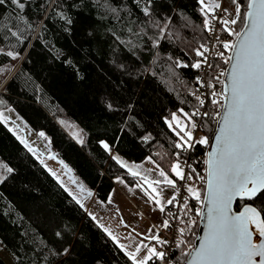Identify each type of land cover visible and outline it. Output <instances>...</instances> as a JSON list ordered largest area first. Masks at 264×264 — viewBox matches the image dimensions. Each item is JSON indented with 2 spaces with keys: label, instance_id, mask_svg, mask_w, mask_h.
Instances as JSON below:
<instances>
[{
  "label": "trees",
  "instance_id": "16d2710c",
  "mask_svg": "<svg viewBox=\"0 0 264 264\" xmlns=\"http://www.w3.org/2000/svg\"><path fill=\"white\" fill-rule=\"evenodd\" d=\"M240 2L244 13L247 0ZM107 3L117 8L118 17L106 10L105 0H30L24 12L10 3L0 6V67L18 60L0 92V110L14 109L43 133L102 203L114 180H135L113 155L135 163L151 158L168 174L176 164L181 148L175 147L178 138L166 121L172 113L195 119L200 74L191 65L200 58L195 50L203 52L207 41L199 0H153L151 11L161 25L171 17L163 31L147 23L143 0L140 7L133 0ZM242 26L237 21L239 31ZM9 27L20 39L6 33ZM177 60L189 67L176 66ZM64 124L80 127L83 143L75 142ZM214 130L210 118L204 121L209 143ZM207 147L197 144L191 160L206 157ZM0 160L13 169L0 182V252L9 259L0 256V264H132L1 120ZM257 200L264 202V192ZM244 203L253 202L238 201L235 210ZM198 220L189 200L183 235L179 231L183 243L173 255L180 264L186 259L183 251L193 248ZM65 248L68 255L54 254Z\"/></svg>",
  "mask_w": 264,
  "mask_h": 264
},
{
  "label": "snow or ice",
  "instance_id": "6c2138e0",
  "mask_svg": "<svg viewBox=\"0 0 264 264\" xmlns=\"http://www.w3.org/2000/svg\"><path fill=\"white\" fill-rule=\"evenodd\" d=\"M28 2L30 0H0V6L10 3L19 12H24ZM93 2L98 3L99 0H93ZM133 2L140 7L142 0H133ZM143 3L144 6L140 10L145 17L149 18L147 23L163 31L168 23H171V17H165V23L161 25L151 11L153 0H143ZM199 3L203 6L205 0H199ZM231 4L235 5V18L224 19L221 23L227 26L228 24L235 25L237 21H241L245 30L233 31L226 28L230 36H236V43L225 42L223 44L224 49L233 51V55L229 56L225 63H231L233 60L235 62L231 63L230 86H226L225 92L220 93L222 98L227 101L223 105L224 113L220 117L223 121L219 129L220 134L215 137L216 146L209 153L206 161L208 166L207 192L204 199L207 203L208 232L198 247L193 246V251L183 252L187 258L185 264H264V218H262L264 202L257 200L264 192V0H247L246 13L241 12L240 0H231ZM104 7L107 11L119 16L117 8L108 4L107 0H105ZM213 7L220 9L221 5L217 3ZM124 10L125 7L122 6L120 11ZM201 10L206 11L204 7ZM222 11L227 13L228 9L223 8ZM67 22L71 23V20L67 19ZM204 23L207 25L208 20L205 19ZM5 31L12 37L20 39L17 31H13L11 27ZM117 39L119 38L117 37ZM121 43L125 42L121 41ZM156 46L157 42L154 41L153 47ZM201 48L204 49L203 52L200 49L195 50V55L198 57H203L204 52L208 51L204 45H201ZM6 55L12 59L17 58L16 54L11 51H8ZM220 55L223 56V52ZM203 62L206 63V59ZM175 63L178 67H189L188 64H182L179 60ZM201 63V61H197L191 67L199 69ZM224 75L225 73L222 71L220 76ZM215 95L217 93H213V96ZM200 103L203 105L204 102L201 100ZM212 103L215 105L218 101L213 99ZM0 104H3L2 100H0ZM108 107L111 108V105L109 104ZM195 114L193 113V115ZM3 119V113L0 112V120ZM172 119L176 120L175 115ZM40 135L44 134L40 133ZM184 135L188 137V141H192L190 132H185ZM17 139H20L29 152L33 151L19 136ZM78 142L83 143L82 140ZM195 143L207 145L209 140L201 138ZM101 144L106 151H110L107 143L101 142ZM193 146L192 143H186V147ZM175 147L182 148L185 145L177 143ZM49 158L52 159V157ZM113 159L122 168H128V165L119 157L113 156ZM6 171L12 173L13 169L9 167ZM49 171L51 172L50 169ZM171 171L180 179H186L180 171L179 164L174 165ZM129 172L133 177L138 175V172L131 168H129ZM51 174L56 176L55 172H51ZM159 176L164 177V183L175 187L173 180L168 179L164 170H160ZM4 178L0 176V182ZM142 179L150 187L152 184L161 183L159 180L149 181L147 177H142ZM119 182L123 183L122 180ZM65 190L67 191L66 187ZM152 191L156 192V189L152 188ZM188 192L197 200L200 199L199 191L189 187ZM69 195L72 193L69 192ZM151 198L149 197V199ZM237 198L242 202L251 201L253 203H244L243 210L238 214H233L231 205ZM73 199L80 204L75 196ZM174 199L175 197L168 199L167 203H173ZM156 203L159 204L160 201L157 200ZM80 206L83 207L82 204ZM160 211H164L163 206L160 207ZM197 215L199 216L201 213L197 212ZM250 225L255 226L257 242L253 241V231H250ZM164 226H168L167 221L164 222ZM108 234L111 236V233ZM181 234L183 235V232ZM56 235L59 237L61 233L57 232ZM112 239L115 241L116 238L113 236ZM153 239H157L158 243H164L158 237L154 236ZM180 243L182 244L183 241ZM176 246L180 247V244ZM119 247L123 250L125 246L120 245ZM140 251L141 248L137 247L134 252H126L125 255L132 261V264H148L153 257L165 261V252H159L155 248H148V255L137 259ZM54 254L68 255L69 249L65 248Z\"/></svg>",
  "mask_w": 264,
  "mask_h": 264
},
{
  "label": "rangeland",
  "instance_id": "374dc122",
  "mask_svg": "<svg viewBox=\"0 0 264 264\" xmlns=\"http://www.w3.org/2000/svg\"><path fill=\"white\" fill-rule=\"evenodd\" d=\"M214 5L215 3L213 0H205V4L203 6L201 5V9L204 7L206 9L204 12L210 13L214 8ZM224 8L228 9L227 15L230 20L235 18V5L231 4V0H225ZM244 8L245 13L247 6H244ZM17 61L18 60L9 64L7 63V65L0 67V92L13 74V69L16 67ZM226 64L228 63H225V65ZM0 112L3 113L4 117L1 121L7 126V128H9V130L11 129L10 131L16 137L19 136L33 149L31 153L38 158L40 162L42 161L45 169L50 174L51 172H55V177L52 174L51 175L64 187L66 185L65 179L70 183L69 190H73L75 194L79 196L80 204L83 205L85 211L87 210V213L93 218V221L111 239L113 236L116 238L114 242L118 247L120 245L125 246L122 250L124 254L126 252H134L137 247H140L141 251L137 256V259L148 255L149 244L157 241V239H153V237H158V228L161 229L164 227V211L161 212L160 207L163 206L165 209L168 205L167 200L173 197L175 189L172 185L164 183V177L159 176L160 170L163 169L157 166L151 158H146L140 163H135L129 162L118 155H113L119 157L121 161L128 165V168L123 169L129 174V176H132L129 172V168L137 171L138 175L134 177V182H127L122 178L114 180V190L109 196L107 202L102 203L97 200V202L94 201L93 206H91L89 205L91 202L90 196L87 194V191L90 193L91 190L87 189L86 186L74 176L65 163L63 164L54 150L50 147L47 138L44 135L41 136V132H35L32 130L14 109L7 108L0 110ZM173 115H175L176 120L172 119ZM166 123L168 128L175 133L179 144L186 146V143L191 142L188 141V137L184 135L185 132H190L192 139L195 141H199L201 138L208 139L203 133V127L202 131L197 133L196 136L192 134L194 121H192L191 118L188 119L177 113H172ZM170 124L171 127H169ZM188 126L189 128L187 129ZM63 127L75 142L81 144L78 141H83L84 138L80 127L75 126V124H64ZM181 128H183V131H181ZM18 140L20 141V139ZM49 157H52V159ZM204 167L205 166H203V168ZM6 169V165L0 160V176L5 177L8 174ZM171 169L172 168H170L169 174L165 172V170L164 172L168 179L173 180L176 186V180L179 177H177ZM142 177H147V180L149 181L159 180L161 183L152 184L150 187ZM121 180L123 183L119 182ZM190 187L195 191H199L200 195H203L204 187L200 186L194 177L190 178ZM152 188H155L156 192H153ZM157 193H159V195H157ZM189 195L192 194L189 193ZM149 197L152 198L149 199ZM157 200L160 201L159 204L156 203ZM198 212H200V210ZM105 229H107V231H105ZM183 230L184 226L180 225L179 231L181 232ZM108 233H111V236ZM145 245L147 247H144ZM183 252H188V250L185 249ZM0 256L3 260L9 262L8 257L4 253L0 252Z\"/></svg>",
  "mask_w": 264,
  "mask_h": 264
},
{
  "label": "built area",
  "instance_id": "2783aa9c",
  "mask_svg": "<svg viewBox=\"0 0 264 264\" xmlns=\"http://www.w3.org/2000/svg\"><path fill=\"white\" fill-rule=\"evenodd\" d=\"M215 4H220L221 8H213L210 13H205V19L208 20V24L204 23V29L206 30V46L205 48L208 51L204 52V56L200 57L197 61H201V67L198 69L200 77L197 82L196 94L198 99V109L194 115L195 119L193 120L195 127L192 129V134L197 135L202 131L203 123L208 118L211 119L212 123L216 126L219 121L223 101L224 99L220 95L223 93V82L224 76H220V73L223 71L226 72L225 61L230 56L232 49H224L223 44L234 43L236 40L235 35H229L227 29L233 31H239L238 27L232 24L225 26L221 23L224 19H229L227 13L222 11L225 6V0H213ZM204 19V21H205ZM223 52V56L220 53ZM206 59V63L203 61ZM213 93L217 95L213 96ZM213 99L218 101L217 104H213ZM203 101L201 105L200 101ZM207 113V115H205ZM192 139L193 147H182L179 159L176 164H179L180 171L183 173L186 179L178 178L173 197V203L165 207L163 216L164 222L167 221L168 226L161 229L158 228L157 236L159 240L164 241V243L153 242L149 244V248H155L159 252H165V261H161L156 257L152 258L153 264H180L176 258H174V251L177 248V244L180 242V233L179 228L182 222V217L185 209L186 203L190 200L193 204V209L197 213L201 211L203 195H200V199L197 200L194 196L189 195L188 188L190 187V179L188 177H194L196 182L204 187L205 185V167H197L194 163L205 162L203 156L198 155L194 160H191L193 157L195 146L198 143ZM201 204V206H200Z\"/></svg>",
  "mask_w": 264,
  "mask_h": 264
},
{
  "label": "water",
  "instance_id": "95a60500",
  "mask_svg": "<svg viewBox=\"0 0 264 264\" xmlns=\"http://www.w3.org/2000/svg\"><path fill=\"white\" fill-rule=\"evenodd\" d=\"M246 11H247V8H246ZM246 11H245V13H246ZM244 30L245 29L242 26L241 31H244ZM234 43H236V41ZM229 54H230V56H232L233 55V51L231 50V53H229ZM234 62L235 61L233 60L231 63H234ZM231 63H228L227 67H226V72H225V77H224V82H223V90H224V92H225L226 86H230V83H231V81H230ZM226 103H227V101L224 100L223 101V105L226 104ZM223 113H224V108L222 107V112H221L220 117L223 115ZM222 123H223V121L219 118V121L217 122V124L215 126V130H214L213 135L211 137V140H210V143H209V146H208V150H207V153H206V158H205L206 159L205 160V185H204L203 201H202V206H201V211H200L201 215H199V217H198V219H199L198 220L199 221L198 231H197L196 239H195L194 245H193V246H197V247L203 241V238H204L205 234L208 232L207 203H206V201L204 199V197L206 196V192H207V188H206L207 175H206V173H207V167L208 166H207L206 161L208 160L209 153L216 146L215 137L220 134L219 133V129L222 126ZM238 201H240L239 198L235 199L233 201L232 205H231L233 214H238L239 211L243 210V207L239 211L235 210V206H236V203ZM250 231H253V241L257 242L258 237H257V234L255 232V226L254 225H250ZM191 251H193V248H192ZM183 264H185V261L183 262Z\"/></svg>",
  "mask_w": 264,
  "mask_h": 264
},
{
  "label": "crops",
  "instance_id": "0c3cea01",
  "mask_svg": "<svg viewBox=\"0 0 264 264\" xmlns=\"http://www.w3.org/2000/svg\"><path fill=\"white\" fill-rule=\"evenodd\" d=\"M65 187L67 188V191L68 192H71L72 193V197L73 196H75L76 197V199H80L79 198V196L77 195V194H75V192L73 191V190H69L70 189V183L69 182H67L66 181V179H65ZM87 194L90 196V200H91V202L89 203V205H91V206H93V202L94 201H96L97 202V200H96V198H95V196H94V193L92 192V190L90 191V193L87 191ZM76 201V200H75ZM79 205H81V204H79ZM83 208V207H82ZM84 209V208H83ZM85 210V209H84ZM86 212H87V210H86Z\"/></svg>",
  "mask_w": 264,
  "mask_h": 264
},
{
  "label": "flooded vegetation",
  "instance_id": "af4514ba",
  "mask_svg": "<svg viewBox=\"0 0 264 264\" xmlns=\"http://www.w3.org/2000/svg\"><path fill=\"white\" fill-rule=\"evenodd\" d=\"M208 146H209V144H208ZM207 149H208V147H207ZM204 157V156H203ZM204 159H205V157H204ZM206 160V159H205ZM244 206V205H243Z\"/></svg>",
  "mask_w": 264,
  "mask_h": 264
}]
</instances>
